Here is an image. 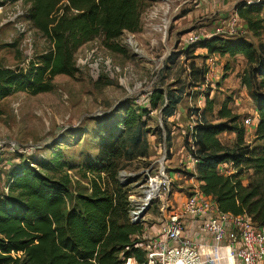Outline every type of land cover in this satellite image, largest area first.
I'll return each instance as SVG.
<instances>
[{
    "label": "rangeland",
    "instance_id": "1",
    "mask_svg": "<svg viewBox=\"0 0 264 264\" xmlns=\"http://www.w3.org/2000/svg\"><path fill=\"white\" fill-rule=\"evenodd\" d=\"M141 1L139 32H125L107 44L103 36L85 44L76 54L79 72L75 77L57 76L51 92L36 96L17 92L1 101L0 139L35 146L29 156L5 159L2 194H8L7 174L23 162L35 168L42 163L65 164L55 178L66 179L72 194H86L88 180L79 168L97 164L106 136L122 135L128 153L119 160L117 179L128 185V194L145 184L149 171L164 165L173 180L170 194L185 199L199 190L197 164L188 151L190 134L197 125L193 116L200 113L201 121L218 123L219 110L228 98H232L233 114L242 120L256 115L257 108L241 83L245 58L203 56L200 49L185 53L195 36L199 40L224 35L264 42V36L257 40L239 25L232 26V31L223 29L233 22L234 0ZM29 9V4L17 0L0 7V67H26L50 48L32 28ZM173 55L178 56L174 64L170 62ZM207 96L214 102L213 113L204 112ZM156 101L159 107L154 110ZM128 120L134 121L132 128L126 125ZM255 130L245 126V146L250 149L261 144ZM220 140L232 147L237 137L223 133ZM220 171L236 173L232 163L220 166ZM240 178L249 184L253 170H246ZM160 207L157 202L143 210L147 212L137 223L141 238L158 232Z\"/></svg>",
    "mask_w": 264,
    "mask_h": 264
},
{
    "label": "trees",
    "instance_id": "2",
    "mask_svg": "<svg viewBox=\"0 0 264 264\" xmlns=\"http://www.w3.org/2000/svg\"><path fill=\"white\" fill-rule=\"evenodd\" d=\"M7 1L0 0V7ZM17 1L30 5L28 20L50 48L26 67H0V103L17 92L33 96L51 92L57 76L75 77L79 72L76 54L85 44L100 36L111 43L125 32L140 30L141 0ZM235 11L247 33L257 40L264 36V2H240ZM197 49L221 57L244 56L247 67L241 83L257 108L255 137L261 143L255 149L245 146L244 120L233 114L232 98H228L219 110L218 123L201 121L190 134L188 151L199 161V190L221 212L248 214L264 226V42L213 36L194 43L185 53ZM177 58L173 55L170 62L174 64ZM152 107L158 109L157 101ZM213 111L214 102L207 96L204 112ZM126 125L132 128L134 121ZM223 133H234L236 144L224 145ZM127 153L122 135L106 136L97 164L79 168L88 180L86 194H72L66 179L55 178L65 164L42 163L35 168L23 162L14 166L7 174L8 194L0 192V264H144V253L134 247L140 228L129 218L128 185L117 179L119 160ZM227 163L234 165L236 173L220 171ZM248 169L253 170L254 179L244 185L240 177Z\"/></svg>",
    "mask_w": 264,
    "mask_h": 264
},
{
    "label": "built area",
    "instance_id": "3",
    "mask_svg": "<svg viewBox=\"0 0 264 264\" xmlns=\"http://www.w3.org/2000/svg\"><path fill=\"white\" fill-rule=\"evenodd\" d=\"M263 2L246 1L247 4ZM232 20L234 27L243 23L237 12ZM198 41L196 36L190 38L191 44ZM193 119L196 124L201 123L200 113ZM257 123V114L244 120V125L251 128H255ZM34 150L33 144L23 146L13 140L0 139V178L4 177V162L8 156H29ZM190 158L198 164L194 156ZM147 177L145 184L129 196V218L133 224H137L150 203L161 202L162 221L158 232L142 238L135 237L137 243L134 247L144 253V264H264V226H258L251 216L221 212L213 199L200 190L186 196L178 206L175 194H170L173 184L171 174L164 165L149 171ZM188 221L199 223L202 241L207 237L212 239L209 251L205 252L201 242L189 236Z\"/></svg>",
    "mask_w": 264,
    "mask_h": 264
},
{
    "label": "crops",
    "instance_id": "4",
    "mask_svg": "<svg viewBox=\"0 0 264 264\" xmlns=\"http://www.w3.org/2000/svg\"><path fill=\"white\" fill-rule=\"evenodd\" d=\"M208 1H216V0H208ZM223 1H225V0H223ZM235 2L233 3V5H232V8H233V10H235L234 8H235V6H236V4L237 3H240V2H246L247 0H234ZM222 7V6H221ZM223 14H221L220 15V17L222 16ZM229 22V21H228ZM228 27H230L229 29H225V28H223L224 30H227V31H232V30H234V28H232V24L230 23H228ZM239 29H243V31L244 32H247L246 31V26H245V24L244 23H242V24H240L239 25ZM200 51H201V55H203V56H205V55H208V51L206 50V49H200ZM210 56V55H209ZM239 56V58H243L244 59V56H242V55H238ZM238 56H236V57H238ZM226 57V56H225ZM235 57V58H236ZM231 58H234V57H231ZM209 60L210 59H207L206 60V63H208L209 62ZM245 61H246V59H244ZM246 64H245V68H244V70L246 69V67H247V61L245 62ZM243 73V72H242ZM258 124V123H257ZM256 127H257V125L255 126V129H256ZM190 161V160H189ZM188 161V162H189ZM195 172H196V169H195ZM199 186H200V183H199ZM178 200V206L180 205V203L184 200V199H177ZM187 231H188V234H189V236H191V237H193V238H195V239H197V240H199V242H201V244L203 245V248H204V251L205 252H207V251H209L210 249H211V246L213 245L212 243V239L211 238H209V237H207V238H205L204 239V241H202V239L200 238L201 237V234H200V225H199V223L198 222H194V221H188L187 222ZM131 262H133V261H131ZM233 264H238V262H233Z\"/></svg>",
    "mask_w": 264,
    "mask_h": 264
},
{
    "label": "water",
    "instance_id": "5",
    "mask_svg": "<svg viewBox=\"0 0 264 264\" xmlns=\"http://www.w3.org/2000/svg\"><path fill=\"white\" fill-rule=\"evenodd\" d=\"M151 204L152 203H150L149 205H151ZM146 212H147V210L140 215V218H142L145 215ZM137 223H139V221Z\"/></svg>",
    "mask_w": 264,
    "mask_h": 264
}]
</instances>
